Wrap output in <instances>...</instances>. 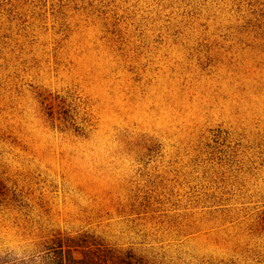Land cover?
I'll return each mask as SVG.
<instances>
[{"label": "rangeland", "instance_id": "374dc122", "mask_svg": "<svg viewBox=\"0 0 264 264\" xmlns=\"http://www.w3.org/2000/svg\"><path fill=\"white\" fill-rule=\"evenodd\" d=\"M0 232L264 264V0H0Z\"/></svg>", "mask_w": 264, "mask_h": 264}, {"label": "trees", "instance_id": "16d2710c", "mask_svg": "<svg viewBox=\"0 0 264 264\" xmlns=\"http://www.w3.org/2000/svg\"><path fill=\"white\" fill-rule=\"evenodd\" d=\"M49 255L52 264H136L131 252H121L84 233L54 237Z\"/></svg>", "mask_w": 264, "mask_h": 264}, {"label": "clouds", "instance_id": "9594fccd", "mask_svg": "<svg viewBox=\"0 0 264 264\" xmlns=\"http://www.w3.org/2000/svg\"><path fill=\"white\" fill-rule=\"evenodd\" d=\"M128 174H135L139 161L134 153H126ZM11 249L20 264H52L48 252L39 244L38 241L31 238H17V234L11 233L5 235L0 232V249Z\"/></svg>", "mask_w": 264, "mask_h": 264}]
</instances>
